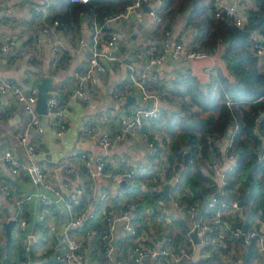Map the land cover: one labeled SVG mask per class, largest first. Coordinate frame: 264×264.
I'll use <instances>...</instances> for the list:
<instances>
[{"label": "crops", "instance_id": "0c3cea01", "mask_svg": "<svg viewBox=\"0 0 264 264\" xmlns=\"http://www.w3.org/2000/svg\"><path fill=\"white\" fill-rule=\"evenodd\" d=\"M110 1L117 6V9H112L119 10L129 0L124 4L120 0ZM169 1L165 7V4L160 7L159 19H154L145 13L141 18L136 16L121 18L107 26L105 34L113 31L120 34V40L114 51L122 57V60L120 63H114L113 67L108 63L105 71H96L93 75L82 78L80 75L88 67L94 42L92 23L110 9H105L99 15L96 13L97 10L93 13L81 8L71 23L60 20L56 25L55 33L63 42L64 48L61 51L62 56L55 61L52 44L43 26L46 22H52L57 18L52 17L54 13L68 12L66 0H0V38L9 41L8 50L0 46V75L20 82L27 90L36 84L40 89L44 87L50 96L57 95L64 107V118L69 121L68 130L62 135L58 134L56 127L50 123L52 115L47 113L48 106L44 113L36 107L40 113L43 131L35 132L32 136L40 147L39 160L46 173L58 184H62L67 179H79L85 182L88 190L83 202L87 204L91 193H94L93 205L97 215H102L103 211L111 206L119 209L125 207L128 201L148 198L141 190L137 194H124V187L127 186L130 178L117 181L107 175L89 177L80 157L71 153L73 148L85 150L95 157L105 155L109 167L114 169L125 164L134 166L142 163L146 169L139 181L144 189L147 182H157L156 185L149 186V189H159L161 192L165 183H171L169 197L161 192L162 198H156L155 202L150 204L145 203L138 210L135 207L133 220L137 228L139 227L136 235H131L122 226H118L108 241L109 246H112L111 250L106 248L107 243L99 234L98 236L94 234L93 239L90 238L88 246L96 264H127L131 260L134 243L140 242L150 246L159 238H163L165 244L175 251L186 246L194 252L196 244L192 245L189 242V230L199 219L209 218L205 210L206 200L209 195L216 193L206 195L200 203L197 200L195 204H189L188 200L181 202L184 194L177 187L179 172L171 171L178 160L171 159L169 153L173 152V145L178 144L186 165L188 162L185 160V155L189 152L188 145L186 138L181 135L180 126H174L177 128L173 132L162 116L160 119L159 117L147 119L138 134L128 135L109 148H104L100 143V135L103 131H116L123 119L128 116L130 95L137 97L138 102L148 106L156 102L155 98H144L141 89L135 86L125 99L119 98L118 94L123 86L129 84L128 61H132L139 69H146L150 74L157 75L155 87L166 97L165 100L160 101L161 113H165V116H171L174 112L182 110L178 95L171 90L177 75L182 71L190 70L204 86L211 80L212 75H217L219 72L229 73L227 61L223 57L227 45L225 40H219L217 46L211 48L212 54L205 58L169 56L158 62V66L151 67L147 58L137 57L140 50L146 49L148 44L159 43L162 38L168 36L180 39L188 45L193 46L194 42L196 43L198 25L190 20L186 13H174L176 0ZM238 3L241 10L247 11L252 1L242 0V3L240 1ZM36 4H48L51 12L45 17L37 15L34 11ZM147 5L150 7L153 3ZM164 13L167 15L164 16ZM254 34L255 38L261 36L264 39V31L257 30ZM82 37H84L83 42L80 41ZM259 60L264 64V51L259 53ZM76 71L79 73L77 74ZM80 84L90 91V97L87 99L72 95L73 90ZM29 117V111L15 95L0 94V264H55V253L61 246V232L66 228L70 218L68 207L56 196L53 189L36 184L29 173L13 176L8 162L3 158V151L7 147L21 157L25 156V145L20 140L18 131L27 123ZM82 125L89 127L91 132L80 133L79 129ZM234 131L235 123L232 121L220 134L231 136ZM153 137L165 138V149L159 153H152L148 146V140ZM209 145L208 152L199 155L198 164L204 172L215 178L222 189L221 173L233 166L237 153L231 151L229 144L218 136H214ZM260 152L263 155V151ZM174 156L177 157V154L174 153ZM232 159L235 161L233 162ZM215 162L223 167L221 173L213 170ZM68 166L72 167L71 171L67 170ZM6 189L18 197L31 194L20 208L21 218L26 219L25 224L22 225L20 220L14 217L17 206L11 202L12 195L8 194ZM104 190L109 194L107 200L100 197ZM40 192L55 197L57 201L52 205L44 204ZM191 205H194V214H191ZM234 209L225 208L226 219L232 220ZM41 213H45L44 217H41ZM12 218L16 219V222L11 228L12 238L9 243L5 222ZM99 218L104 229L105 222L101 216ZM254 224L264 226V216L257 218ZM70 230L83 233L85 228L76 225ZM99 233L101 234L100 231ZM212 240L220 257L216 260L217 264H238L236 258L239 255L243 256V263L247 260L244 255L249 247L247 241L241 238V234H227L222 240L213 235ZM213 250L208 251L213 253ZM252 252H254L252 264H264V254L258 251L255 241L252 243L248 257ZM200 255L201 257L204 255L202 248ZM156 260L149 258L151 264H155ZM189 262L183 259L172 261L170 264H189Z\"/></svg>", "mask_w": 264, "mask_h": 264}, {"label": "built area", "instance_id": "2783aa9c", "mask_svg": "<svg viewBox=\"0 0 264 264\" xmlns=\"http://www.w3.org/2000/svg\"><path fill=\"white\" fill-rule=\"evenodd\" d=\"M73 2H88L90 0H71ZM242 3V0H239ZM238 0H212V6L209 11L215 17H222L228 20H232L238 25H244L250 19V11H243L240 9ZM167 0H129L125 3L124 7L119 10L110 9L102 14L100 19H95L92 23L94 29L93 39L90 56L88 60V67L80 76L85 78L93 75L96 71H105L108 63H111L112 67L114 63H120L122 57H119L114 48L118 45L120 40V34L117 31L109 32L105 34L107 26L111 25L115 21L121 18H130L136 16L141 18L145 13L151 15L154 19L161 17L159 9ZM148 3H153L149 10L145 8ZM246 6L244 5V8ZM34 11L37 15H43L44 17L51 12L48 4H36ZM60 23L59 18H54L52 22H46L43 26L44 32L48 35L52 44V51L55 55V61H57L62 55L61 51L64 48V44L61 39L56 35V25ZM257 52L264 51V39L255 38ZM84 41V37L80 39ZM0 46L3 49L8 50L9 41L2 40L0 38ZM212 54V50L203 47H194L188 45L180 39H173L172 37H164L159 43L148 44L146 49L140 50L137 54L138 58H147L151 63L162 62L169 56L178 57L184 56L187 58H205ZM127 68L130 71L128 85L119 92L118 96L121 99H125L132 87H139L144 98H155L154 105H146L142 102H130V112L126 118L123 119L121 126L114 132L110 130L103 131L100 135V143L104 148H109L113 143L125 139L128 135H136L141 130L144 122L147 119L157 118L161 112L160 101L165 100L166 97L159 93L155 87L157 83V75L150 74L146 69H139L134 65L132 61L127 62ZM78 74L79 71H76ZM125 87V88H124ZM40 88L38 85H33L29 90L25 89L20 82L8 79L5 76L0 75V94L11 93L15 95L22 103L24 108L29 111L30 117L27 123L18 131L20 140L25 145V156L21 157L16 154L10 147H7L3 151V158L8 162L10 173L13 176H18L23 173H29L33 181L36 184L53 189L56 196L61 199L69 209L70 218L68 224L61 232L60 241L61 246L55 253V264H96L91 255V249L88 246V241L94 238V227L85 228L84 232L76 233L70 230L71 227L81 225L85 223L87 219L95 215L93 201L95 198L94 193H91L88 198L87 204L84 201V195L88 190V185L79 179H67L62 184H58L50 175L44 170L40 160L39 152L40 147L32 136L33 133L43 131V125L41 123L40 113L36 109V102L38 100ZM73 96H80L84 99L90 97L89 89L83 85H79L73 90ZM48 114L52 115L50 123L56 127L58 134H64L69 128V121L64 118V107L60 102L57 95L52 94L48 98ZM80 133L87 134L91 132V129L85 125L80 126ZM214 136L220 137L225 140L230 146L233 143V136L221 135L216 132L213 135H208V141H211ZM148 146L152 153H157L158 146L155 145L153 140H148ZM73 155L79 156L82 160L84 167L89 177H95L97 175H107L113 177L117 181L135 177L145 172V166L142 163L131 166L125 164L120 168L114 169L109 167L108 159L105 155L99 157L93 156L91 153L73 148L71 150ZM235 157L234 154H232ZM234 162L235 159H232ZM235 163V162H234ZM234 165V164H233ZM68 171L72 170L71 166L67 167ZM213 170L221 173V167L218 162L213 164ZM223 178V184L225 183V171L221 173ZM6 192L11 197V202L17 206L14 217L20 220L23 225L26 223L25 218H21V205L25 200L31 197V194L25 197H18L10 193L9 189ZM40 198L44 204L52 205L57 200L55 197L40 192ZM100 197L103 200L109 198V194L106 190L102 191ZM240 201L234 199L231 203L235 208H239ZM219 199L214 194L206 205V212L212 209V215L204 220H198L194 223L190 232L197 227L198 236L200 242L203 244L207 238V232L215 228L210 222L214 219L215 222L220 223V229L217 231V237L224 239L228 232L236 234L245 233V237L248 240H254L258 251L264 254V226H258L253 224L248 230L241 225L234 226L228 220L224 218L223 206L229 204L223 200L221 205ZM19 207V208H18ZM135 201H128L123 208H115L113 206L107 209V216L105 217V227L101 231V238L107 243V249L111 250L112 246H109L108 241L112 238L114 230L118 226H122L123 229L131 235L138 233V228L134 222L135 214ZM191 214H194V205L190 207ZM45 213H41V217H44ZM189 242L196 244L193 236L189 235ZM150 259H157L155 264H170L172 261H182L183 259L191 261L194 258V252L188 249L186 246H182L179 251H175L165 244L163 238L157 239L155 243L150 246H146L142 243H134L132 245L131 260L127 264H151ZM238 264L243 263V258L239 255L236 258Z\"/></svg>", "mask_w": 264, "mask_h": 264}, {"label": "trees", "instance_id": "16d2710c", "mask_svg": "<svg viewBox=\"0 0 264 264\" xmlns=\"http://www.w3.org/2000/svg\"><path fill=\"white\" fill-rule=\"evenodd\" d=\"M120 1L124 4L127 0ZM251 1L248 6L250 19L244 25H238L232 20L211 14L209 9L212 0H176L174 13H186L188 18L199 27L194 47L211 50L217 46L219 40L227 41L223 57L227 61L229 73L219 72L217 75H212L211 80L204 86L190 70L182 71L177 75L174 87H171L179 97L182 110L174 112L171 116H165V113L160 112L158 116L159 119L160 116L165 119L168 128L173 132L177 128L174 126H180L183 133L181 135L186 138L187 150L190 152L186 165L178 144H174L173 152L169 153L171 159L178 160L176 165L172 163L174 166L171 171L179 172L177 187L184 194L181 202L188 200L189 204H195L197 201L200 203L206 195L216 192L215 195L219 199L217 206L225 200L229 205L223 206L224 210L226 207L235 208L231 202L234 199L240 201L242 193L249 188L246 180L248 169L255 162L260 161L250 174L255 187L253 194L243 207L234 209L232 220L229 221L224 216L234 226L241 225L247 230L257 218L264 216V64L259 60L254 34L257 30L264 31V0ZM66 2L68 12H56L52 17H59V20L68 23L76 18L81 8L93 13L97 10L96 13L99 15L107 8L117 9L116 3L110 0L88 2L66 0ZM165 15L167 13H164ZM232 121L235 123V131L232 134L233 143L229 147L231 151L237 153V159L234 165L225 171V183L221 189L215 178L204 172L198 164L199 155L206 154L209 150L208 135L222 133ZM149 140H153L158 146L157 153L165 149L164 137L160 139L153 137ZM260 151H263L262 156L259 155ZM143 174L130 178L129 183L124 187V194H137L141 190L148 198L135 200L137 210L145 203L150 204L155 202L156 198H162L159 189H149V186H154L157 182H147L145 189L142 187L139 179ZM107 209L103 214L101 213L102 215H97L95 212L93 217L80 226L84 228L92 226L95 229V236L100 235L99 231L103 230V225L99 217L101 216L104 222ZM241 209L243 213L240 212ZM209 210L206 214L212 215V209ZM210 222L215 228L207 232V238L202 244L204 255L198 260H191L189 264H217L216 260L220 257L216 253L215 242L212 239L213 235H217L220 223H216L214 219ZM228 234L237 235L233 232ZM252 241L254 243V240ZM208 250H213V253H209ZM253 257L254 252L243 264H252Z\"/></svg>", "mask_w": 264, "mask_h": 264}, {"label": "water", "instance_id": "95a60500", "mask_svg": "<svg viewBox=\"0 0 264 264\" xmlns=\"http://www.w3.org/2000/svg\"><path fill=\"white\" fill-rule=\"evenodd\" d=\"M145 8L147 10H149V5H146ZM147 62L150 64L151 62L149 60H147ZM49 93L46 91V89L44 87H41L40 89V92H39V96H38V100L36 102V107L38 108V110L42 113H44L45 111H47V106H48V98H49ZM138 102L139 100H137V97H132V95H130L128 97V102ZM260 156H262V152H260L259 154ZM188 156H189V152L186 153L185 155V160L186 162H188ZM260 161H257L255 162L247 171V174H246V180L249 184V188L247 191L243 192L242 193V196L240 198V206L243 207L244 203L246 202V200L253 194L254 192V183L252 182V179L250 177V174L252 172V170L258 165ZM223 169V167H221ZM224 170V169H223ZM170 186H171V183L170 182H167L165 183L164 187L161 189V192L166 196V197H169V189H170ZM215 193H212L211 195H209L207 197V200H206V203H208V201L210 200V198L214 195ZM205 203V205H206ZM241 213L243 212V209H241L240 211ZM16 222V219L12 218V219H9L8 221L5 222V227H6V230H7V242L11 241V238H12V226L14 225V223ZM190 234L193 236L195 242H196V247H195V250H194V258L193 260H198L201 258V255H200V251H201V248H202V244L200 242V239H199V236H198V230H197V227L195 229H193ZM241 238L244 240V241H247L248 243V251L246 252V254L244 255V258L247 259L249 254H250V251H251V246H252V243L250 240H248L246 237H245V233H241ZM10 243V242H9Z\"/></svg>", "mask_w": 264, "mask_h": 264}, {"label": "rangeland", "instance_id": "374dc122", "mask_svg": "<svg viewBox=\"0 0 264 264\" xmlns=\"http://www.w3.org/2000/svg\"><path fill=\"white\" fill-rule=\"evenodd\" d=\"M150 65H151V67H156V66H158V63H150Z\"/></svg>", "mask_w": 264, "mask_h": 264}]
</instances>
